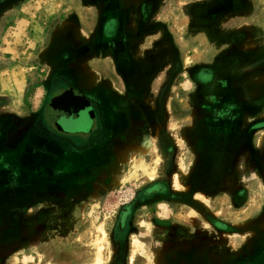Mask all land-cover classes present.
I'll return each instance as SVG.
<instances>
[{"label":"rangeland","instance_id":"obj_1","mask_svg":"<svg viewBox=\"0 0 264 264\" xmlns=\"http://www.w3.org/2000/svg\"><path fill=\"white\" fill-rule=\"evenodd\" d=\"M12 4L39 8L50 39L64 25L49 64L36 61L40 43L11 62L51 86L43 124L59 127L53 106L76 98L78 69L88 73L77 87L94 102L108 105L95 93L114 85L160 111L147 116L146 140L110 149V175L95 161L85 169L93 153L69 138L73 121L50 136L59 148L38 137L0 144V264H264V0H0V24L21 22ZM33 148L49 156L51 174L39 175V159L23 164ZM21 150L18 164L4 158ZM139 161L156 175L130 176ZM165 168L173 174L161 176ZM48 180L50 189L33 191ZM152 184L161 195L146 189L151 201L134 202L132 222L115 221Z\"/></svg>","mask_w":264,"mask_h":264},{"label":"crops","instance_id":"obj_2","mask_svg":"<svg viewBox=\"0 0 264 264\" xmlns=\"http://www.w3.org/2000/svg\"><path fill=\"white\" fill-rule=\"evenodd\" d=\"M12 2H14V0H12ZM14 4L7 7L6 10L8 9V11L12 15L21 14V17L17 19L21 22L14 21V23L0 24V63H3L2 65H0V144L3 145L14 143L15 137H24V140L27 143L28 141L34 140L38 137L48 143L45 139L50 140V138L48 137L51 136L52 133H54L56 136H62L64 134H62V132L56 129L55 124H52L50 126L43 124L44 118L42 116L44 114L45 100L51 90V86L47 81H45L44 77L38 80L31 81L29 76L30 68L28 66L19 65V62H17V65L15 63L11 65V62H16V59H19V57H21L20 53L26 52L22 51L21 47L26 46L29 48H34L37 43H40L38 46H40L41 49L39 50L37 55H35L36 61L43 65L49 64L51 52L50 50L54 46H59L60 38H57V35H59L64 30V25H56L54 27V38L50 39L51 35H48L49 33L46 34L47 24L46 22H44L45 20L43 21L41 13H38L39 8L34 7L30 9H25V6L17 7V5L14 6ZM65 11L66 9L62 8L57 10V12L55 13L61 15ZM35 16H37L36 19ZM30 53L31 52L28 51V54ZM28 57L29 56H27V59ZM62 60L64 61L65 58ZM66 69V65L54 68V73H56L55 77L58 79L65 78L67 73ZM84 73H88V71L84 72V70L78 69V72H75V78L72 79V82L70 84V94L74 96L77 95L76 93L83 94L82 90H79L77 87V85L79 84L83 85V82L81 78H78L77 76L80 75L79 77H83ZM78 79L80 80V82L77 81ZM191 82L192 81L189 80L187 81V83L190 84ZM143 125H146L145 122L140 121L139 126L141 127ZM107 127H110V122L107 124ZM44 128L51 129L50 131L52 132L49 134V132L45 131ZM151 133L149 135H151ZM147 136L148 133L145 126L144 134L139 135L138 143H142L143 139L146 140ZM106 139L107 140H105L106 142L103 143V146L101 144L97 146L95 150L93 149V157L90 159H86L88 160V162L91 163H88L85 168L89 167L95 161L96 164L92 168H95L98 174L110 175V149L112 150L114 148H112V146L110 147V139ZM53 141L54 146H58V144L60 143L59 139H55ZM123 141V138H121L117 142H115L116 145L114 144V147L116 150H118L122 145H124ZM118 142L123 144H120ZM129 144L131 145V143ZM64 150L67 151L68 148L65 147ZM1 152L2 151H0V154ZM23 155L24 150L9 151L7 156L5 155L4 158L12 161L17 160L18 164L20 157H23ZM27 155V161L23 163L25 166H33L31 162L35 159H39V165L37 167L39 175L45 176L46 174L52 173V168L50 169L46 166V163L49 159L48 155H46L45 153L42 154L39 151H34V148L32 149V155ZM146 155L147 154H144V157ZM1 158H3L2 155ZM11 164L12 162L8 166L9 168L13 169L14 167H11ZM89 172L93 171L89 170ZM24 173L27 175L28 171L26 170ZM168 173V169L165 168L164 171L161 173V176L164 175L166 177L169 175L171 176V174H173L172 171L169 174ZM241 173L245 174L244 171H242ZM128 174L130 176L138 174L139 180L141 179V177L147 176L149 178H152L154 175H156L153 170H148L146 162L142 161L137 162L136 165L131 167V170H129ZM165 179L166 178H160V180L162 181H166ZM103 184L106 185L105 189H110V184ZM112 185L114 186V189L115 184L113 183ZM144 203H147V201Z\"/></svg>","mask_w":264,"mask_h":264},{"label":"flooded vegetation","instance_id":"obj_3","mask_svg":"<svg viewBox=\"0 0 264 264\" xmlns=\"http://www.w3.org/2000/svg\"><path fill=\"white\" fill-rule=\"evenodd\" d=\"M198 78L196 77V80ZM195 80L194 76L192 77L191 81ZM98 89V88H96ZM98 92L95 93V95L102 94L103 98H107L109 100L108 105H104L103 103L94 102L95 100L93 97L88 94L87 92H83V94L77 95L75 102L70 103L68 99H61V101H58V105L54 104V108L57 111L56 116H59V122H57V125L59 126L57 130L63 132V127L61 128L62 121L68 120L73 121L77 123L76 130H72V133L70 134L69 138L75 137L77 138V142H80V149L82 153H92L95 148L99 145L106 142V138L110 139V147L115 148L114 144L119 139L123 138L124 141H131L132 139H139L140 134H144V128L146 126L147 130V116H157L159 114V106L158 104H147L145 101H136L135 97L137 95L133 96L131 93H128V91H125L121 93L117 87H114V85H110V92H107L103 89L97 90ZM87 93V94H85ZM81 97H86L91 101L90 106L80 104L81 100L79 101ZM73 99V100H74ZM72 100V99H71ZM70 100V101H71ZM138 100V99H137ZM146 103V104H145ZM76 104H79L75 106ZM78 108V109H76ZM153 121V118H149V121ZM90 123V129L88 132H85L83 130L86 123ZM140 121L145 122L146 125L139 126ZM110 122V127H107V124ZM127 125V126H126ZM54 128V127H53ZM66 133H64L65 135ZM63 136V135H62ZM50 138V136L48 137ZM54 138V137H51ZM49 142H54L51 139ZM65 138V137H64ZM46 140V139H45ZM47 141V140H46ZM83 144V145H82ZM82 145V146H81ZM101 146V147H102ZM66 147H68L66 145ZM70 148V147H69ZM99 148V147H98ZM71 149V148H70ZM94 149V150H93ZM76 151V150H75ZM101 152V151H100ZM105 152V151H104ZM91 163V162H88ZM88 168V167H87ZM85 168V169H87ZM100 189H105V184H100ZM59 186V184L57 185ZM63 190L66 191L68 188L71 187H78L79 184H64ZM67 187V189L65 188ZM51 188V184L49 183V180L42 185H36L33 189V191L38 190H48ZM161 185L159 184H152L151 186L147 188H138L140 189L132 199L128 200L124 203V206L120 208V212L118 216H116L115 221H121L123 220L124 223L132 222V216L134 214L133 205L134 202H140L143 203L147 201H151V198H154L158 195H161L158 192H160ZM156 190L149 196H146L145 191L147 190ZM154 194V195H153ZM150 198V200H148ZM122 221V222H123ZM120 226V225H119ZM112 234L115 237V229L112 230ZM114 264H118L117 262H113Z\"/></svg>","mask_w":264,"mask_h":264},{"label":"water","instance_id":"obj_4","mask_svg":"<svg viewBox=\"0 0 264 264\" xmlns=\"http://www.w3.org/2000/svg\"><path fill=\"white\" fill-rule=\"evenodd\" d=\"M67 95V94H66ZM69 95H72V94H69ZM70 103H73V102H75V103H77L75 100H71V101H69ZM78 104H76L75 106H77ZM76 109H78V108H76Z\"/></svg>","mask_w":264,"mask_h":264},{"label":"bare ground","instance_id":"obj_5","mask_svg":"<svg viewBox=\"0 0 264 264\" xmlns=\"http://www.w3.org/2000/svg\"><path fill=\"white\" fill-rule=\"evenodd\" d=\"M99 262H100V260H99V258H97L95 264H99Z\"/></svg>","mask_w":264,"mask_h":264}]
</instances>
